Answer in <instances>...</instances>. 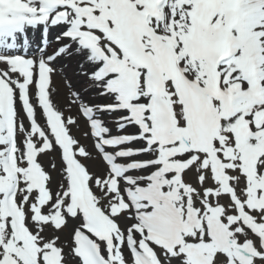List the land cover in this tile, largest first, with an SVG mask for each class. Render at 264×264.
<instances>
[{
    "label": "snow or ice",
    "instance_id": "snow-or-ice-1",
    "mask_svg": "<svg viewBox=\"0 0 264 264\" xmlns=\"http://www.w3.org/2000/svg\"><path fill=\"white\" fill-rule=\"evenodd\" d=\"M0 264H264V0H0Z\"/></svg>",
    "mask_w": 264,
    "mask_h": 264
},
{
    "label": "rangeland",
    "instance_id": "rangeland-1",
    "mask_svg": "<svg viewBox=\"0 0 264 264\" xmlns=\"http://www.w3.org/2000/svg\"><path fill=\"white\" fill-rule=\"evenodd\" d=\"M65 87L68 88L67 86H65ZM71 99H72V97H70L69 94H67L65 100L62 103L57 104V105H58V107L61 110L64 111L65 116L71 115V116H75V117L78 118L79 126L78 127H73L72 128V133H73L74 137L79 139L81 144L83 146H85L95 156L96 152H95V149L93 148V143H92V140H91L90 136L89 137H85V135H84V133L87 131V127L85 125V121L80 116L77 105H76V108H75L74 104H71V105L69 104V101ZM69 108L71 109L70 111H69ZM56 163H59L58 156L56 157Z\"/></svg>",
    "mask_w": 264,
    "mask_h": 264
},
{
    "label": "bare ground",
    "instance_id": "bare-ground-1",
    "mask_svg": "<svg viewBox=\"0 0 264 264\" xmlns=\"http://www.w3.org/2000/svg\"><path fill=\"white\" fill-rule=\"evenodd\" d=\"M61 66L63 68V73L67 74L68 79L72 81L73 84V90L74 89H80L82 98L85 101H88L91 99V93L83 91L84 89V83L83 81H79L78 78L75 75V72L77 70V66L74 60L65 59L61 62ZM64 92H66V89H63ZM72 90V89H71Z\"/></svg>",
    "mask_w": 264,
    "mask_h": 264
}]
</instances>
